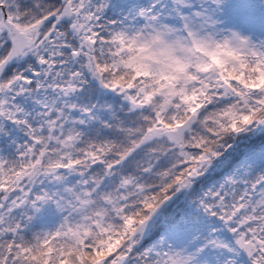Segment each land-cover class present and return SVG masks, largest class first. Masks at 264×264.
<instances>
[{"label":"snow or ice","instance_id":"obj_1","mask_svg":"<svg viewBox=\"0 0 264 264\" xmlns=\"http://www.w3.org/2000/svg\"><path fill=\"white\" fill-rule=\"evenodd\" d=\"M0 264H264V0H0Z\"/></svg>","mask_w":264,"mask_h":264}]
</instances>
